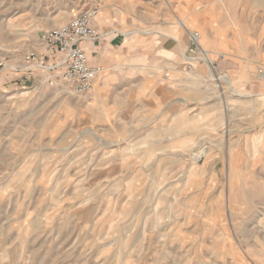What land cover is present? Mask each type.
<instances>
[{
  "label": "rangeland",
  "instance_id": "obj_1",
  "mask_svg": "<svg viewBox=\"0 0 264 264\" xmlns=\"http://www.w3.org/2000/svg\"><path fill=\"white\" fill-rule=\"evenodd\" d=\"M87 13L79 96L25 56ZM4 55L0 264H264V0H0Z\"/></svg>",
  "mask_w": 264,
  "mask_h": 264
},
{
  "label": "built area",
  "instance_id": "obj_2",
  "mask_svg": "<svg viewBox=\"0 0 264 264\" xmlns=\"http://www.w3.org/2000/svg\"><path fill=\"white\" fill-rule=\"evenodd\" d=\"M94 14L87 13L73 18L66 25L45 31L39 37L40 48L29 51L25 56L26 65H36L40 56L54 60V54L59 55L55 64L47 68L48 72H60L59 77L67 84L71 93L85 95L94 88V83L105 73L102 65H92L84 48L85 43L96 46L102 36L91 27ZM189 47L186 59L203 61L204 54L199 45L200 35L188 32ZM42 54V55H41ZM49 59V60H51ZM212 64V63H211ZM213 65V64H212ZM43 67V65H39ZM9 67V57L0 56V69Z\"/></svg>",
  "mask_w": 264,
  "mask_h": 264
},
{
  "label": "crops",
  "instance_id": "obj_3",
  "mask_svg": "<svg viewBox=\"0 0 264 264\" xmlns=\"http://www.w3.org/2000/svg\"><path fill=\"white\" fill-rule=\"evenodd\" d=\"M172 40H174V39H172ZM121 41H122V39L120 37H118V36L113 37L110 40V45L109 46L111 48L118 47L119 45H121ZM84 48H85V50H86V52H87V54L89 56V60H90V63L92 65H95V64L101 65V64L105 63L104 57H103L104 56L103 52L94 51L89 43H85L84 44ZM166 53H169V56H171V57H174L175 54L177 55L176 48H174L172 51H167ZM51 60L54 62L53 59H51Z\"/></svg>",
  "mask_w": 264,
  "mask_h": 264
},
{
  "label": "bare ground",
  "instance_id": "obj_4",
  "mask_svg": "<svg viewBox=\"0 0 264 264\" xmlns=\"http://www.w3.org/2000/svg\"><path fill=\"white\" fill-rule=\"evenodd\" d=\"M184 24V23H183ZM204 55L206 54L205 52L203 53Z\"/></svg>",
  "mask_w": 264,
  "mask_h": 264
}]
</instances>
